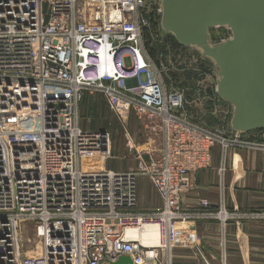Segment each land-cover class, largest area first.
Masks as SVG:
<instances>
[{
  "label": "built area",
  "instance_id": "1",
  "mask_svg": "<svg viewBox=\"0 0 264 264\" xmlns=\"http://www.w3.org/2000/svg\"><path fill=\"white\" fill-rule=\"evenodd\" d=\"M162 1L0 0V264H114L120 257L173 264L174 251L188 246L180 225L217 220L224 227L236 217L222 201L212 210L199 199V210L189 211L183 199L194 175L211 166L214 147L223 173L231 153L264 152V130L252 139L231 130L232 107L217 94L213 63L163 42ZM212 32L213 42L231 38L225 28ZM157 44L164 48L158 58ZM85 94L150 133L139 149L124 133L134 170L107 168L116 160L109 133L81 125ZM139 177L151 182L159 209L138 208ZM249 218L264 214L240 217ZM28 226L41 245L35 256L21 241ZM144 227L157 228L156 245L127 235Z\"/></svg>",
  "mask_w": 264,
  "mask_h": 264
},
{
  "label": "water",
  "instance_id": "2",
  "mask_svg": "<svg viewBox=\"0 0 264 264\" xmlns=\"http://www.w3.org/2000/svg\"><path fill=\"white\" fill-rule=\"evenodd\" d=\"M161 28L216 67L217 94L232 107V131L264 130V0H163ZM220 28L231 38L213 42L211 31Z\"/></svg>",
  "mask_w": 264,
  "mask_h": 264
},
{
  "label": "crops",
  "instance_id": "3",
  "mask_svg": "<svg viewBox=\"0 0 264 264\" xmlns=\"http://www.w3.org/2000/svg\"><path fill=\"white\" fill-rule=\"evenodd\" d=\"M249 139L253 133L246 134ZM218 146L212 149L208 169L193 177V190L183 199V207L197 211L198 200L236 216L225 226L217 220L193 222L194 243L175 251L176 264H264V218L240 219L243 215L264 214V152L243 150L230 154L224 164ZM145 210V209H141ZM204 252L201 259L194 247Z\"/></svg>",
  "mask_w": 264,
  "mask_h": 264
},
{
  "label": "rangeland",
  "instance_id": "4",
  "mask_svg": "<svg viewBox=\"0 0 264 264\" xmlns=\"http://www.w3.org/2000/svg\"><path fill=\"white\" fill-rule=\"evenodd\" d=\"M164 43H171L170 34L166 33L162 28L158 30ZM213 34V32H212ZM152 48L157 51L154 54L158 58L162 50L161 44L152 45ZM181 65L187 64V61H178ZM165 63V62H164ZM186 78V76L184 75ZM87 95L85 104L79 111L81 123L85 128L98 129L107 131L111 138L112 155L116 160L107 162V168L115 171H132L135 169V160L133 152H127L126 139L124 137L125 131L129 134L135 148L143 147L150 138V133L146 132L144 126L134 117L129 116L125 122H119L110 111L104 107V104L97 96ZM93 103L94 107L91 106ZM144 144V145H143ZM239 153V152H238ZM137 205L139 209L156 210L161 207V202L153 189L151 182L145 177H139L137 180ZM179 235L181 237L182 245H191L194 243L193 238V223H186L180 225ZM23 248L28 256L36 255V247L40 250V243L36 239L33 228L28 226L22 232ZM176 251V250H175ZM174 251V253H175ZM175 255V254H174ZM175 263V259L173 261Z\"/></svg>",
  "mask_w": 264,
  "mask_h": 264
},
{
  "label": "bare ground",
  "instance_id": "5",
  "mask_svg": "<svg viewBox=\"0 0 264 264\" xmlns=\"http://www.w3.org/2000/svg\"><path fill=\"white\" fill-rule=\"evenodd\" d=\"M127 235L136 238L140 243L147 246H154L158 241V230L156 227H144L139 230H129Z\"/></svg>",
  "mask_w": 264,
  "mask_h": 264
},
{
  "label": "trees",
  "instance_id": "6",
  "mask_svg": "<svg viewBox=\"0 0 264 264\" xmlns=\"http://www.w3.org/2000/svg\"><path fill=\"white\" fill-rule=\"evenodd\" d=\"M211 36H212L213 41H215V38H214V36H213L212 33H211ZM170 40H171L174 44L176 43L175 39H174L172 36H170ZM97 97H98V99L104 104V107L106 108L105 103H104V101L102 100V98H101L100 96H97ZM86 99H87V95L85 94L84 97H83V99H82V101H81V103H80L79 111H80L81 107L85 104ZM91 106L94 107L93 103L91 104ZM81 125H82L83 128H85L84 125H83L82 123H81ZM92 130H98V129H94V128H93ZM251 133H252V132H251Z\"/></svg>",
  "mask_w": 264,
  "mask_h": 264
}]
</instances>
